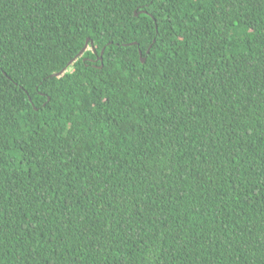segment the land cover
Instances as JSON below:
<instances>
[{
    "label": "trees",
    "instance_id": "16d2710c",
    "mask_svg": "<svg viewBox=\"0 0 264 264\" xmlns=\"http://www.w3.org/2000/svg\"><path fill=\"white\" fill-rule=\"evenodd\" d=\"M0 264H264V0H0Z\"/></svg>",
    "mask_w": 264,
    "mask_h": 264
},
{
    "label": "water",
    "instance_id": "95a60500",
    "mask_svg": "<svg viewBox=\"0 0 264 264\" xmlns=\"http://www.w3.org/2000/svg\"><path fill=\"white\" fill-rule=\"evenodd\" d=\"M145 13H147V12H145ZM136 16H139V14L138 13H136ZM157 29H158V27H157ZM90 40H88L87 41V43H86V46H85V48L79 53V55L75 58V59H73V60H75V63L78 61V59H80L81 57H83V55L89 50V47H90ZM94 51H96V50H94ZM104 52H105V50H103L102 51V54H101V56H100V61L102 62V66L101 67H103V55H104ZM149 52H150V50H149ZM141 54V56H142V53H140ZM72 60V61H73ZM142 60H143V63H145L146 62V58H142ZM71 61V62H72ZM70 62V63H71ZM69 63V64H70ZM74 65V64H73ZM72 65V66H73ZM67 73V72H66ZM66 73H64V74H66ZM63 74V75H64ZM63 75H61L60 73L59 74H57V75H55V77H61V76H63Z\"/></svg>",
    "mask_w": 264,
    "mask_h": 264
},
{
    "label": "snow or ice",
    "instance_id": "6c2138e0",
    "mask_svg": "<svg viewBox=\"0 0 264 264\" xmlns=\"http://www.w3.org/2000/svg\"><path fill=\"white\" fill-rule=\"evenodd\" d=\"M73 64H75V60H73L70 64L66 65L60 74L63 75L64 73L68 72V70L72 67Z\"/></svg>",
    "mask_w": 264,
    "mask_h": 264
},
{
    "label": "rangeland",
    "instance_id": "374dc122",
    "mask_svg": "<svg viewBox=\"0 0 264 264\" xmlns=\"http://www.w3.org/2000/svg\"><path fill=\"white\" fill-rule=\"evenodd\" d=\"M83 56H84V55H83ZM68 72H70V71L68 70ZM68 72H67V73H68ZM60 73H61V72H60ZM56 75H57V74H56Z\"/></svg>",
    "mask_w": 264,
    "mask_h": 264
}]
</instances>
